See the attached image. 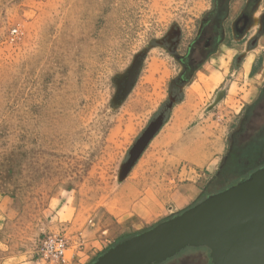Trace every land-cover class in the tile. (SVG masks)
<instances>
[{
    "label": "rangeland",
    "instance_id": "1",
    "mask_svg": "<svg viewBox=\"0 0 264 264\" xmlns=\"http://www.w3.org/2000/svg\"><path fill=\"white\" fill-rule=\"evenodd\" d=\"M227 2L0 0V260L58 264L37 255L50 233L67 239L65 258H93L204 194L182 204L183 189L217 192L264 165V3L235 29ZM215 12L222 44L194 73L185 57ZM205 66L221 79L200 78ZM216 137L225 149L211 177L194 161ZM208 261L198 246L161 264Z\"/></svg>",
    "mask_w": 264,
    "mask_h": 264
},
{
    "label": "water",
    "instance_id": "2",
    "mask_svg": "<svg viewBox=\"0 0 264 264\" xmlns=\"http://www.w3.org/2000/svg\"><path fill=\"white\" fill-rule=\"evenodd\" d=\"M159 126L151 123L139 137L127 166ZM188 246L208 248L213 264H264V166L118 242L89 264H158Z\"/></svg>",
    "mask_w": 264,
    "mask_h": 264
},
{
    "label": "flooded vegetation",
    "instance_id": "3",
    "mask_svg": "<svg viewBox=\"0 0 264 264\" xmlns=\"http://www.w3.org/2000/svg\"><path fill=\"white\" fill-rule=\"evenodd\" d=\"M233 1L234 0H228L227 12L224 14V17H225V19H227V18L234 16V17H232V18H234L233 19L234 20V28L239 29L240 27H243V29H246L248 27L249 23H251L254 20V18L257 17V16H255L257 9H259L257 7L262 6L263 4L259 5V3H258L259 0H255V2L254 1L251 2V0H238V1H236V3H234ZM235 4L238 6L237 8H235V6H234ZM249 7H251V9H252L251 14L249 13ZM254 9H256V10H254ZM216 14H217V12H215L210 17V19H208V21L206 22V25L203 27L202 34L199 37V39H197L196 41L191 43L189 46L188 53L185 57L186 58L185 65H187V67L192 68L194 73L197 72L198 70H200L207 63V61L216 52H218L219 47L222 44V40H223L222 39V33H221V31L220 32L218 31V28L220 25L215 27L214 24L212 23ZM259 14H262V15H260V17L258 19L260 21V28L264 29V11L262 13H259ZM208 26H209V28H208ZM212 28H213V30H212ZM208 30H209V32H208ZM262 34H264V31L260 35H262ZM263 166L264 165H262L260 167H263ZM260 167H257V168H260ZM257 168H255V169H257ZM255 169L249 171L246 175L240 176L236 180V182L238 180H240L241 178L248 176L249 173H251Z\"/></svg>",
    "mask_w": 264,
    "mask_h": 264
},
{
    "label": "crops",
    "instance_id": "4",
    "mask_svg": "<svg viewBox=\"0 0 264 264\" xmlns=\"http://www.w3.org/2000/svg\"><path fill=\"white\" fill-rule=\"evenodd\" d=\"M236 1H238V0H234L233 2L236 3ZM258 3H259V5H262L264 3V0H259ZM263 45H264V34H262L258 37L257 44L255 46V50L257 52L261 51V48H263ZM254 73L256 75L259 73H261V75H262L264 73V55L262 57L261 64L259 66H257ZM252 91L253 90L251 89V85H249L248 93H251ZM256 91H257V86L255 87V90L251 94V96L246 97V100H251L255 96ZM242 96H244V95H242ZM200 133L195 129V132L190 133L191 135L189 134V137H187L186 139L191 138L192 135H194V134H200ZM184 149L186 150V153H187V148L185 147ZM224 149H225V146L222 144V138L220 139V137H216L215 140H212V142L210 143V147L208 148V152L205 156H203L201 161H194L196 166L207 171L208 173L213 172V174L211 175V177H213L214 174L217 172L218 167L221 164V155H222ZM211 193H214V191ZM211 193H205L203 188H199V189L185 188V189H183L182 193L179 194V201L182 202V204H188V203L193 202L195 199H197V197H199L200 194L201 195L203 194L202 198L200 199V200H202L204 197H206L207 195H209ZM200 200H198L197 202H199ZM151 212H152V210L146 211L145 212L146 216L151 215L150 214ZM138 213L143 214V212H138ZM96 244H98V243L96 242ZM95 251L97 252V254L95 255V257L92 258V255L94 254V250L88 251L87 249L84 248L83 252H80V251L78 252L79 256L76 257L77 260H74V256H72V257L65 258L63 263H58V264H88L89 262L94 260L99 254L102 253V250L98 251L96 248H95ZM82 255H84V256H82ZM90 258H92V259L89 260ZM0 264H6L4 259L0 260ZM9 264H43V261L41 259L33 260L32 258H26L24 260L19 259L17 261H10Z\"/></svg>",
    "mask_w": 264,
    "mask_h": 264
},
{
    "label": "built area",
    "instance_id": "5",
    "mask_svg": "<svg viewBox=\"0 0 264 264\" xmlns=\"http://www.w3.org/2000/svg\"><path fill=\"white\" fill-rule=\"evenodd\" d=\"M13 29L12 32H15ZM67 248V239L60 234H45L38 243L37 255L40 258L63 263L65 260V251Z\"/></svg>",
    "mask_w": 264,
    "mask_h": 264
},
{
    "label": "bare ground",
    "instance_id": "6",
    "mask_svg": "<svg viewBox=\"0 0 264 264\" xmlns=\"http://www.w3.org/2000/svg\"><path fill=\"white\" fill-rule=\"evenodd\" d=\"M222 65V64H221ZM199 77L200 78H205L206 80H210L211 82L215 83L218 78L221 79V74L216 72V73H212V71H210V69L208 68V66H205L203 68V70H201V72L199 73ZM197 88V86H193L192 89L195 90ZM181 108H177L175 109V111L173 112V116H174V121L176 122L181 114ZM171 135L168 134L167 138L170 137Z\"/></svg>",
    "mask_w": 264,
    "mask_h": 264
},
{
    "label": "trees",
    "instance_id": "7",
    "mask_svg": "<svg viewBox=\"0 0 264 264\" xmlns=\"http://www.w3.org/2000/svg\"><path fill=\"white\" fill-rule=\"evenodd\" d=\"M188 247H192V246H188ZM203 247H204V246H203ZM185 248H186V247H185ZM192 248H194V247H192ZM182 250H184V249H182ZM182 250H180V251H182ZM180 251H179V252H180ZM168 259H169V258H168ZM168 259H166V260H168ZM166 260H165V261H166ZM163 262H164V261H163ZM163 262H161V263H163ZM161 263H158V264H161ZM208 263H209V264H213L212 261H211L210 256H209V261H208Z\"/></svg>",
    "mask_w": 264,
    "mask_h": 264
}]
</instances>
